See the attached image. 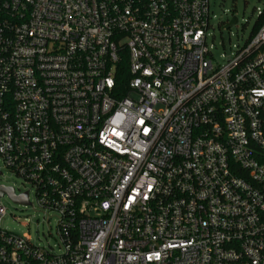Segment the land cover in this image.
Here are the masks:
<instances>
[{
  "label": "built area",
  "instance_id": "obj_1",
  "mask_svg": "<svg viewBox=\"0 0 264 264\" xmlns=\"http://www.w3.org/2000/svg\"><path fill=\"white\" fill-rule=\"evenodd\" d=\"M210 13L0 0V159L60 237L8 230L1 196L0 264H264V11L223 62Z\"/></svg>",
  "mask_w": 264,
  "mask_h": 264
},
{
  "label": "rangeland",
  "instance_id": "obj_2",
  "mask_svg": "<svg viewBox=\"0 0 264 264\" xmlns=\"http://www.w3.org/2000/svg\"><path fill=\"white\" fill-rule=\"evenodd\" d=\"M264 0H210V28L208 43L213 44L214 61L223 62L234 55L251 36ZM237 16L239 21L232 27L226 24ZM0 185L12 186L17 193L30 190L31 204L17 202L7 193L1 202L7 209L3 225L8 230L29 237L35 244L51 246L55 251L60 248L57 226L59 217L53 211L38 206L33 186L7 168L0 159Z\"/></svg>",
  "mask_w": 264,
  "mask_h": 264
},
{
  "label": "water",
  "instance_id": "obj_3",
  "mask_svg": "<svg viewBox=\"0 0 264 264\" xmlns=\"http://www.w3.org/2000/svg\"><path fill=\"white\" fill-rule=\"evenodd\" d=\"M238 22V17L234 16L229 23L226 24V27H232ZM10 195L14 200L17 202L23 203V204H28V193L17 195L15 193V190L13 187L10 186H5V185H0V197L5 195V194Z\"/></svg>",
  "mask_w": 264,
  "mask_h": 264
}]
</instances>
